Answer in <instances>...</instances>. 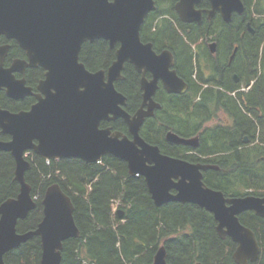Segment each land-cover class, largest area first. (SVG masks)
Returning <instances> with one entry per match:
<instances>
[{
	"label": "water",
	"instance_id": "95a60500",
	"mask_svg": "<svg viewBox=\"0 0 264 264\" xmlns=\"http://www.w3.org/2000/svg\"><path fill=\"white\" fill-rule=\"evenodd\" d=\"M201 2L178 0L175 10L180 20L201 24ZM209 2V18L220 12L226 23L231 22L234 13L243 15L246 10L242 0ZM155 9L156 0H0V36L16 41L29 59V63L17 60L6 69L3 62L9 46L0 47V90L6 87L11 97L19 96L24 81H16L13 76L18 66L46 70V79L39 86L46 98L32 112L0 110V128L12 137L10 142L0 141V150L14 157L15 180L20 184L18 196L0 205V264H5L7 253L34 237L41 241L40 264H61L64 242L80 237L74 204L58 184L45 191L43 218L37 228L18 232L19 221L37 207L25 177L31 168L25 153L30 150L45 159L76 158L88 164L106 155L116 157L127 163L131 175L145 179L155 206L190 203L210 212L218 223L219 235L229 236L238 244L233 255L236 264L256 263L264 253L255 234L238 217L249 210L264 217V198L227 199L203 182L202 171L216 167L164 155L158 146L147 143L140 130L160 106L151 99L155 87H148L144 79L142 89L145 100L150 101L148 109L141 108L133 118L124 110L126 97L116 89L115 82L124 78L126 63L139 72L152 70L163 78L170 93L188 90L176 72L169 70L174 56L169 51L157 55L151 44L141 41L145 19ZM96 40L108 42L111 48L119 46L107 71L90 72L80 61L82 46ZM215 47L211 45L212 52ZM117 119L127 123L132 139L101 128L103 121ZM35 139L39 144H34ZM167 141L194 147L198 143L197 139H183L172 132L167 134ZM154 264H168L165 247L158 250Z\"/></svg>",
	"mask_w": 264,
	"mask_h": 264
},
{
	"label": "trees",
	"instance_id": "16d2710c",
	"mask_svg": "<svg viewBox=\"0 0 264 264\" xmlns=\"http://www.w3.org/2000/svg\"><path fill=\"white\" fill-rule=\"evenodd\" d=\"M176 1L158 0L157 11L146 19L141 36L154 42L158 49L166 47L182 55L184 62L180 70L188 81L186 74L192 76L198 66L193 46L202 37L212 36L220 43L222 64L229 68L222 87L227 91L245 90L233 98L221 89L203 90L190 79L193 96L174 97V103H165L157 116L145 123L141 135L146 142L158 146L164 155L187 159L177 154L176 146L166 141L167 133L172 131L191 138L199 132L208 114L225 109L234 120L233 130L211 128L217 133L212 141L218 147L240 138L242 142L248 138L250 143L228 150L225 156L208 159L220 170L210 172L206 181L226 196L264 197V0H242L246 9L243 16H235L229 24L219 17L214 24L195 26L191 32L175 13ZM208 4V0H203L200 7ZM249 23L254 34L249 31ZM4 40L3 37L1 41ZM12 44L9 57H23V50L14 42ZM234 44L238 50L228 66ZM115 53L104 40L87 42L82 47L80 61L92 72L108 70L116 59ZM125 68V80L116 83V88L129 97L127 111L133 113L140 103L139 75L130 65ZM232 71L241 78L239 86L232 83ZM199 93L201 99L196 101ZM0 102L11 104L5 96ZM108 126L114 131L127 132L122 119L103 124V127ZM228 133L234 136L225 135ZM198 151L201 158L214 154L207 145H202ZM231 179H237V184L241 185H233ZM26 181L32 187V196L37 198V207L19 222V233L33 231L41 222L42 199L48 187L58 184L74 204L80 237L64 242L61 264H154L161 246L167 251L168 264H236L233 259L235 245L230 239L220 238L212 214L193 204L172 202L155 206L145 179L131 175L127 163L111 155L105 156L100 163L89 164L76 158L47 164L35 155ZM19 192L15 159L11 153L0 151V205L16 198ZM114 203H118L116 214L112 211ZM240 221L257 231L260 244L264 245V218L248 212L240 216ZM41 254L40 238L34 237L7 253L5 264H40ZM254 264H264V254Z\"/></svg>",
	"mask_w": 264,
	"mask_h": 264
},
{
	"label": "flooded vegetation",
	"instance_id": "af4514ba",
	"mask_svg": "<svg viewBox=\"0 0 264 264\" xmlns=\"http://www.w3.org/2000/svg\"><path fill=\"white\" fill-rule=\"evenodd\" d=\"M177 2H178V0L173 5L174 6L173 7L174 10H175V5H176ZM208 3H209L208 4L209 6H207V7L201 8L200 7L201 4L198 6V9L202 10V12H203V17H202V23L201 24H197V23L196 24H186V23H183L180 20V18L178 16V13L175 10V13L178 16L180 22L185 24V26H188L185 29H187L189 32H191L192 31L191 29H193L195 26H206L207 24H210V23L214 24L216 19L219 18V17H221L223 22H225L223 17H222V14L220 12H216L215 15L212 18H209V15H208L207 11L210 10L212 8V6H211L209 0H208ZM156 11L151 12L146 17V19L149 16H151L152 14H154ZM235 16H240L241 17L243 15H241L239 13H234L232 15L231 22L234 20L233 18ZM145 22H146V20H145ZM227 24H229V23H227ZM250 25L251 24L249 23L248 24L249 31H251L254 34L255 31H253L252 29L250 30V28H251ZM3 37H4L5 40L1 41V39ZM141 41H142L143 44H151L153 51L157 55H161V53H163L164 51H169L174 56V65L171 66L169 68V70L170 71H175L177 76L179 78H181L188 85V90L185 93H183V94L170 93L167 90V88H166V85H165V82H164L163 78H161V77L158 78L152 70L149 69V70H143L142 72H139L137 67H135L134 65H132L130 63H126V65L132 66L134 71L139 75L140 103H139V105H137L138 107L133 113L127 111V107H128V104H129L130 100H129V97L125 95V97H126V105L124 106V110L132 118L134 117V115L141 108L147 110L148 109V104L150 103V101L149 100L146 101L145 97H144L145 90L142 89V81H143V79L145 80V84H148L147 85L148 87H155V92L151 96V99L153 100V102L158 104L160 106V108L155 109L153 116L147 118L145 120V122H144V125H145V123L147 121H149L150 119H153V118H155L157 116V112H160L163 109V105L165 103H167V104L174 103V101H172L174 99V97L179 99V98L184 97L186 95L193 96L192 95V90H191L192 85L190 83V79L193 80L194 84H198V85L202 86L203 90H206V89L210 90V88H214L215 91H218V90L220 91V89H221L222 91H225V93H227V95H229L230 97H233V98L236 97L238 95V93H241L242 90H243L242 88H240L238 90L235 89L234 91H227V90L224 89L225 87H222V84L226 83V78H225L224 74L227 73V70H229V68L226 65L222 64L223 56H222L221 53L219 55L220 43L217 40H214V38L212 36L202 37L197 42V44H195L193 46L194 53H195L194 55H195L196 63H197L198 66H197V69L194 72H192V76H191V73H190V76H189V73L186 74L188 76V78H189V81L186 78V76L181 73V70H180V69H182L183 62H184L182 55L178 54V52H175V51H173L170 48L164 47V48L158 49L154 42H152L150 40H147L146 38H143L142 36H141ZM13 42L20 48V46L18 45V43L16 41L10 40V39L6 38L5 36H0V47L6 46V45L9 46L8 54H7V56H6V58H5L4 62H3V67L6 68V69L11 68L13 66V64L17 60H21V61H25V62L29 63V59H28L26 53L24 52V50H23V52H24L23 57H18V56H14L12 58L9 57L10 56L11 47L13 46V44H12ZM212 44L216 45L214 52H212V49H211V45ZM117 48H118V46L115 47V52H116ZM233 48H234L233 53L228 59V66L231 65L232 61L235 58L234 56L236 55L237 50H238L237 44H234ZM126 65H125V67H126ZM17 69L18 70L13 72V76H14L16 81H24L23 89H22V91L19 92V96L18 97H11L8 94V92H7V88L3 87L0 90V98H3V96H5L6 98H8L11 101V104H8V105L7 104H5V105L4 104H0V110H6V111H9V112H11L13 114H20V113H23V112L30 113V112H32L34 110V107L36 105H38L39 103L44 101V99L46 98V96L39 90V86H40L41 82L45 81V79H46V70L43 69L40 66L34 67V68H31V67L27 66L24 69H23V67L18 66ZM125 69L122 72L124 78L121 81L125 80V75H124ZM230 74H231V79H232L233 85L234 86H239L240 82H241V78L239 77V75L236 72H234V71H232ZM156 79H157V81H155ZM121 81H117L116 83L121 82ZM216 83H219V85L216 86L215 85ZM201 95L202 94L199 93V96H198L196 101H199L201 99ZM176 102H177V100H176ZM12 103H14V104H12ZM117 120H120V119H117ZM117 120H115V121H103L101 123V128H110L112 130V132H120L123 135L127 136L129 139H132V136H131V134L129 132V129H128V126H127V123L123 119L122 120L124 121V123H125V125L127 127V132L126 133L122 132V131H114L109 126L108 127H103L104 123H108L109 124L111 122H116ZM144 125L142 126V128L140 130V135H141V131H142ZM214 127L215 128L216 127H223V128H227V129L233 130L234 120H233L232 116L229 115L228 112H226L225 109H223L222 111H219L217 114H214V115L213 114L212 115L208 114V116H207L206 120H204V123H203L202 127L200 128L199 132L196 135L192 136L191 138H184V137H181L180 135H178V134L173 132L175 135H177V136H179L181 138H184V139H197L198 143H197V146H195V147L194 146H184V145L168 142L167 141V135H166V141L168 143H171L172 145L176 146L175 147L177 149L176 153L179 154L181 157H186L187 159H185V158L183 159V158H179V157H174V158L185 160V161H187V162H189L191 164H202V165H209V166H212V167H216L217 169H208L206 171H202L203 182L208 188H211V189H213L215 191H220V190H216V189L210 187L208 185V182L206 181L207 175H209L210 172H216V171L220 170L219 166L209 162L208 159L212 160L213 158H215L217 156H225L226 153L228 152V150L234 149L235 147L241 145L242 143L249 144L250 141H249L248 138H245L244 142H242V140L240 138V139H235L234 141L230 140L228 143H226L224 145L220 144L219 147H218V146H216L215 142L212 141V137L215 134H217V133H213V131L211 130V128H214ZM169 132H172V131H169ZM232 133H234V132H232ZM232 133H228V134H225V135H231L230 136V138H231L232 136H234ZM1 136L5 137V139H1L0 138L1 142H10L12 140V137L10 135L3 134L2 129L0 128V137ZM141 137H142V135H141ZM227 138H228V136H227ZM34 144H39L37 139L34 140ZM202 145H207L209 151L214 153V154L208 155V156H204V158L203 157L201 158V156L199 155L200 152L198 151V149ZM225 150H226V152H225ZM0 151H2V150H0ZM35 155H38V154H36L34 150H30L27 153L26 160L30 163L31 168H32V160H33V158H35ZM190 159L194 160V162H191ZM54 161H57V160H54ZM50 162H51V160H50ZM50 162H47V164H50ZM225 163H227V161H225ZM208 180H210V178H208ZM211 180H212V178H211ZM231 180L233 181V185L237 184V181H238L237 179H235V180L231 179ZM239 184L240 183H238L237 186H239ZM220 192H222V191H220ZM172 193L176 194L177 191L174 190ZM224 196L227 199L239 198L240 197V196H233V195L226 196L225 194H224ZM248 212L254 213L259 218H264L262 216H258L255 213V211L249 210V211L241 213L238 216L239 220H240V216L241 215H243L245 213H248ZM240 223H241V221H240ZM217 226H218V223L216 222V228H217ZM243 226H245V225H243ZM247 228L250 229L255 234L260 247L263 248L264 245L260 244V241H259V239L257 237L258 236L257 235V231L255 232L250 227H247ZM225 230H227V229H225ZM220 238L222 240L230 239L235 245V250L237 249L238 244L235 243L232 240L231 237L227 236L225 238H222V237H220Z\"/></svg>",
	"mask_w": 264,
	"mask_h": 264
}]
</instances>
